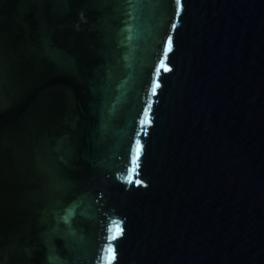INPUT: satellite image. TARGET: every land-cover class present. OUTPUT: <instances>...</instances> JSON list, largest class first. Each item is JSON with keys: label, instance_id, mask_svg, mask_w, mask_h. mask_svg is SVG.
Listing matches in <instances>:
<instances>
[{"label": "water", "instance_id": "water-1", "mask_svg": "<svg viewBox=\"0 0 264 264\" xmlns=\"http://www.w3.org/2000/svg\"><path fill=\"white\" fill-rule=\"evenodd\" d=\"M0 264H264V0H0Z\"/></svg>", "mask_w": 264, "mask_h": 264}, {"label": "snow or ice", "instance_id": "snow-or-ice-1", "mask_svg": "<svg viewBox=\"0 0 264 264\" xmlns=\"http://www.w3.org/2000/svg\"><path fill=\"white\" fill-rule=\"evenodd\" d=\"M169 50H171V39H169ZM153 91H155V89H154ZM139 153H140V147H139V145H138V146H137V156H139ZM116 235H117V236L120 235V230H119V229L117 230ZM113 238H115V236H114ZM109 251L111 252L112 249H109ZM113 258H114V256H113Z\"/></svg>", "mask_w": 264, "mask_h": 264}]
</instances>
